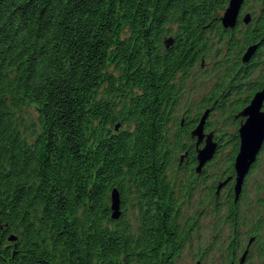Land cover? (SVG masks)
Listing matches in <instances>:
<instances>
[{"label": "trees", "instance_id": "trees-1", "mask_svg": "<svg viewBox=\"0 0 264 264\" xmlns=\"http://www.w3.org/2000/svg\"><path fill=\"white\" fill-rule=\"evenodd\" d=\"M251 1V21L225 28L229 0H0V264H176L202 183L168 172L187 148L195 161L190 130L212 107L233 173L236 114L264 86V0ZM213 59L182 122L189 74Z\"/></svg>", "mask_w": 264, "mask_h": 264}, {"label": "flooded vegetation", "instance_id": "flooded-vegetation-1", "mask_svg": "<svg viewBox=\"0 0 264 264\" xmlns=\"http://www.w3.org/2000/svg\"><path fill=\"white\" fill-rule=\"evenodd\" d=\"M244 13L245 10L242 8L239 19L243 18ZM263 88L264 86L261 89ZM254 94H252L250 101ZM237 114L236 117H241L237 116ZM184 120L185 115L182 116V122H184ZM243 120L244 118L242 117L239 125H241ZM198 122L199 120L190 130L191 134ZM204 132H213L214 139L218 143L217 151L214 155V161L217 162V158L219 160V155L223 148L220 146L219 140L216 138V130L214 128L209 129L205 125ZM189 143V148L192 147L195 153V161L189 160L190 151L187 148L185 151L180 153V159L176 168L171 169L168 172V176L171 179H175L174 177L176 176L178 181L180 180L185 183H189L188 180L198 181L200 184L202 183L199 188L195 190L194 195L191 198H195L196 195L200 197L198 207L193 209L189 214L188 210H185V208L182 210L180 220L183 225L189 223L191 220L194 222L195 217L198 219L197 225L192 228V240L185 244V248H187L189 244L194 241L195 234L197 233L198 235L200 234V241L198 240L199 246L197 252L195 253L196 264L207 263L208 259L210 260V264L217 263L214 262L216 258H213L217 253L220 255L219 257L224 258L221 261L224 264H264V243L262 242V232L264 230V185L257 186L256 193L253 195H251V191L249 192L248 188L250 175L256 169V166L260 162L261 156L264 153V144L258 154L257 160L253 163L249 172L245 176L241 190L237 195V172L235 168L236 156L234 158L232 169L233 173H229V171L224 168L212 171L211 166L213 164H211V162H207L201 169H198L197 166L199 161L197 158V152L200 147L205 145V139L198 143V138L191 135ZM212 176L215 179H212ZM206 181L208 184H205ZM191 199H187L186 205L189 204V200ZM231 200L237 204L236 206L239 207V212H230ZM218 207H220V213L217 210ZM204 217L210 218L208 223L213 228L209 232L211 239H209L208 244H205L202 241V229L204 227V223L206 228V219L203 220ZM234 219L235 224L233 225L232 221H234ZM254 247H258L260 250L257 261H254L256 256V253H254Z\"/></svg>", "mask_w": 264, "mask_h": 264}, {"label": "water", "instance_id": "water-1", "mask_svg": "<svg viewBox=\"0 0 264 264\" xmlns=\"http://www.w3.org/2000/svg\"><path fill=\"white\" fill-rule=\"evenodd\" d=\"M245 0H229L221 22L225 28H234L239 22V16L243 8ZM252 19L251 12L243 14L245 23H249ZM167 43L170 45L174 42L173 37L168 38ZM257 45H250L242 56L244 62L248 61L255 52ZM212 107L207 108L201 115V118L195 128L192 130V135L198 138V143L205 139V145L200 147L197 152L198 169H201L209 160L214 157L218 143L214 139L213 132L205 133V124ZM237 116H241L244 120L239 127L240 146L235 158V168L237 172L236 193L239 194L244 178L249 172L253 163L257 160L264 144V88L257 91L250 103L245 106ZM120 127L118 123L116 129ZM112 217L119 218L122 214L121 209V194L117 187L112 190ZM17 239L16 235H11L10 240Z\"/></svg>", "mask_w": 264, "mask_h": 264}, {"label": "rangeland", "instance_id": "rangeland-1", "mask_svg": "<svg viewBox=\"0 0 264 264\" xmlns=\"http://www.w3.org/2000/svg\"><path fill=\"white\" fill-rule=\"evenodd\" d=\"M254 0H252L250 2V4H252L250 6V8L252 7V10L255 11L254 9ZM248 8H246V11H248ZM245 10V9H244ZM251 10V11H252ZM216 59L210 60V63H205L202 67L198 66L192 69V71L189 74V78H188V82H187V88L184 92V98L182 99V111L179 113L180 117H182L184 115L185 112L190 111V114H194L197 113L200 110V106L203 103V99L206 96V94H208L210 92V90L212 89V86L214 84V82L216 81L218 74H219V66L216 64ZM190 106V107H188ZM31 112V115L33 117H37V110L35 106H29L28 108ZM207 108L204 109V111ZM218 118V119H217ZM209 121L211 122H215V120H220L218 121L219 124H222V116L220 115L219 112H211L209 113V116L207 118ZM215 129V128H214ZM229 151V147L227 149H225L224 152H220L219 155V160L217 158V162L214 161V157H212L211 160H209L208 162H211V164H213L212 167V171L215 169H221L222 166L225 165V158L227 157ZM181 155V154H180ZM264 185V153L261 156V160L260 162L257 164L256 169L253 171V173L250 175L249 178V184H248V188H249V192L251 191V195L256 193V187L257 186H261ZM200 197L199 196H195V198L189 200V204L186 205L184 208L185 210H188V214L192 212L193 209L198 207V201H199ZM206 219V228H205V223H204V227L202 229L203 234H202V241L205 244L209 243V239L210 238V231L213 229L211 227V225H209V220L210 218L208 217H204L203 220ZM262 239H263V243H264V230L262 232ZM200 241V234L198 235L197 233L195 234L194 237V241L189 244V246L187 248H185L182 252V255L178 258L177 260V264H196V258H195V253L198 250V246H199V241ZM259 248L258 247H254V253H256V256L254 258V261L258 260V256H259ZM220 255L217 253L214 255L213 258H216L214 260V262H217L215 264H224L221 261L224 259L223 257H219ZM209 259L207 260V263L205 262L204 264H210L209 263Z\"/></svg>", "mask_w": 264, "mask_h": 264}]
</instances>
